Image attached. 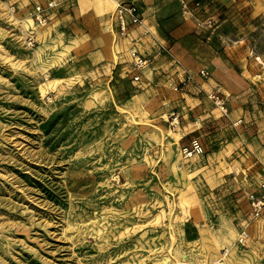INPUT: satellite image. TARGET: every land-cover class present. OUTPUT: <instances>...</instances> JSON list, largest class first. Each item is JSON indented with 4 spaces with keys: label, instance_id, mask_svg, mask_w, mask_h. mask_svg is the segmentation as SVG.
<instances>
[{
    "label": "rangeland",
    "instance_id": "rangeland-1",
    "mask_svg": "<svg viewBox=\"0 0 264 264\" xmlns=\"http://www.w3.org/2000/svg\"><path fill=\"white\" fill-rule=\"evenodd\" d=\"M41 2L0 0V264H264V0H169L137 81L105 0Z\"/></svg>",
    "mask_w": 264,
    "mask_h": 264
},
{
    "label": "built area",
    "instance_id": "built-area-1",
    "mask_svg": "<svg viewBox=\"0 0 264 264\" xmlns=\"http://www.w3.org/2000/svg\"><path fill=\"white\" fill-rule=\"evenodd\" d=\"M57 5V0H44L37 4L33 10V14L36 20L45 23L48 19L49 10ZM114 20L116 23V31L120 36H129L132 31H134L135 26H140L143 28V35L156 37L155 33L149 28L145 21L143 10L138 0H120L117 4L116 10L114 12ZM132 57V64L135 68V73L133 79L135 81L141 78V73L145 70L146 66L150 64L151 57L141 51L139 48L138 41L134 38L132 39V45L129 49ZM205 75L206 69L201 70ZM194 79V76L189 73L182 80V83L188 84ZM173 84V83H171ZM175 85V84H173ZM175 89H179V84H176ZM211 96L215 99L216 103L223 110V112H228V103L223 95L218 92H213ZM241 121V120H240ZM239 123V122H238ZM185 151L188 153H203L204 146L203 143L197 138L193 139L189 146L185 147ZM261 189L263 191L262 195L257 196L252 201V206L254 211L262 212L264 210V181L261 184ZM246 239V231L241 234L240 241L244 242Z\"/></svg>",
    "mask_w": 264,
    "mask_h": 264
},
{
    "label": "crops",
    "instance_id": "crops-1",
    "mask_svg": "<svg viewBox=\"0 0 264 264\" xmlns=\"http://www.w3.org/2000/svg\"><path fill=\"white\" fill-rule=\"evenodd\" d=\"M86 1V0H83ZM120 0H105L103 6H101V11L96 12L99 19L94 24L96 30L100 33V37L104 40L99 41L104 44L106 42V46L109 47V50L113 53V50L118 47H122L121 45H132V39H136L138 44L140 45L141 39L150 41L149 36L143 35V28L140 26H135L134 31L129 36H120L116 31V23L114 20V12L116 10L117 4ZM139 4L143 9V14L145 17V21L148 24L149 28L156 33L159 27V18L168 14L169 11L167 9H171V5H168L169 0H138ZM99 9L100 5L95 4ZM96 8V10H98ZM144 36V37H143ZM117 44V45H116ZM114 50V51H115Z\"/></svg>",
    "mask_w": 264,
    "mask_h": 264
}]
</instances>
